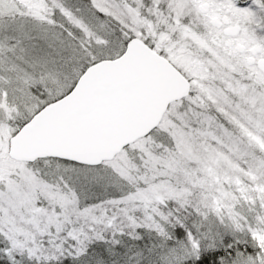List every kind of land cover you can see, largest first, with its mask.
I'll return each mask as SVG.
<instances>
[{
  "label": "snow or ice",
  "instance_id": "6c2138e0",
  "mask_svg": "<svg viewBox=\"0 0 264 264\" xmlns=\"http://www.w3.org/2000/svg\"><path fill=\"white\" fill-rule=\"evenodd\" d=\"M0 264H264V0H0Z\"/></svg>",
  "mask_w": 264,
  "mask_h": 264
}]
</instances>
